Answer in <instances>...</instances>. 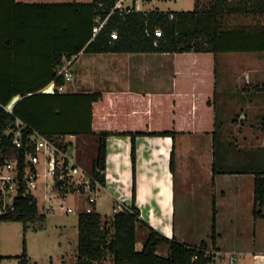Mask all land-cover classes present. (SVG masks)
Returning <instances> with one entry per match:
<instances>
[{"label": "crops", "instance_id": "crops-1", "mask_svg": "<svg viewBox=\"0 0 264 264\" xmlns=\"http://www.w3.org/2000/svg\"><path fill=\"white\" fill-rule=\"evenodd\" d=\"M91 1L15 0L21 3ZM0 46V63H4L8 45ZM14 46L10 60L21 67L13 69L9 78L22 81L18 84L20 91H30L50 76V62L44 54L34 57L30 50L34 44L28 41ZM222 53L226 55L221 58ZM222 53H92L83 48L71 59L64 57V66H68L71 77L66 78L63 89L58 91L102 95L93 103L86 95L78 96L74 106L65 109L66 115L70 113L74 117L71 126L88 125L91 115L94 130L114 132L107 137L106 184H97L90 191L81 186L55 197L61 200L60 206L76 194H79L75 196L79 211L90 204L89 196H94L96 209L104 217L113 216L120 203L131 205L133 141L131 134L123 132L140 133L136 137L135 203L140 208L141 219L183 243L199 246L207 241L208 250L216 253L215 264H231L232 257L236 264H264V217H256L254 213L255 169L264 165V146L254 144L259 142L257 129L264 128V113L260 114L264 112V89L252 87L260 79L264 61L259 54L264 52ZM37 91L47 92L45 86ZM22 98V93H18L9 104L14 107ZM18 124L23 122L19 119ZM51 125L46 123L44 128ZM59 137L71 148L74 164L83 174L92 175L99 136L68 133ZM215 165L225 172L215 174ZM42 193L45 198L49 196ZM102 206H107L110 212H102ZM53 207L51 204L48 210H54ZM214 207L216 244L211 240ZM67 211L74 208L68 206ZM63 230L58 243L64 252L56 255L63 258V264H77L79 231L74 246V235L69 234L67 227ZM27 247L29 263L33 264L30 246ZM1 249L0 236V252L4 256L1 264H4L11 255L3 254Z\"/></svg>", "mask_w": 264, "mask_h": 264}, {"label": "trees", "instance_id": "trees-1", "mask_svg": "<svg viewBox=\"0 0 264 264\" xmlns=\"http://www.w3.org/2000/svg\"><path fill=\"white\" fill-rule=\"evenodd\" d=\"M197 0L192 10H147L127 12L114 9L118 0H93L91 2L68 3H21L15 0H0V44L8 45L4 63H0V160L16 153L24 166V150L12 142V134H5L9 128H18L19 119L26 124L25 134L37 130L57 145L64 144L60 135L97 134L98 154L92 170V188L96 183L106 184L107 137L114 131H96L91 125L71 126L72 114L65 109L74 106L77 97L88 96L91 102L98 101L101 93L38 92L51 81L57 86L66 81L59 71L64 67V57L71 59L83 48L87 52H264V0ZM31 7L23 8L21 7ZM19 7V10L17 9ZM101 18L98 21V18ZM106 20L101 29L95 27ZM163 34L156 36L155 30ZM118 32L113 38L112 32ZM158 43L155 44V41ZM29 42L34 57H46L50 62V76L30 91H20L21 80L9 78L13 69L21 67L12 64L11 57L16 43ZM45 46V48L43 47ZM16 49V48H15ZM1 51V46H0ZM8 77H3V76ZM27 92H33L26 95ZM22 93L23 98L13 107L6 106L12 98ZM92 108V106H91ZM91 111V110H90ZM52 124L44 128L45 124ZM68 124V125H67ZM132 136V158L134 164L133 203L131 211H117L110 221L96 209L85 208L79 214V244L77 264H95L108 257L111 264H215L209 243L202 241L192 246L168 237L141 219L140 208L136 205V137L140 133L123 132ZM171 168L175 169V153L172 152ZM225 172L214 166V173ZM255 216L264 217V165L255 169ZM217 209L214 207L211 240L216 244ZM46 214L41 213L38 201L33 195H20L16 209L0 214L3 221H23L25 234L27 223L38 222L36 229L46 225ZM148 232L142 239V248H137L139 229ZM35 229V228H34ZM21 264H30L26 238ZM164 249L165 254L160 253ZM4 256L0 252V264Z\"/></svg>", "mask_w": 264, "mask_h": 264}, {"label": "built area", "instance_id": "built-area-1", "mask_svg": "<svg viewBox=\"0 0 264 264\" xmlns=\"http://www.w3.org/2000/svg\"><path fill=\"white\" fill-rule=\"evenodd\" d=\"M147 1L151 0H130L129 2L118 0L113 11L115 9L127 12L147 11L144 6ZM100 20L99 17L98 21ZM105 22L106 20L97 25L95 31L98 32ZM155 34L161 36L162 29H156ZM111 35L113 38H117L118 32L115 30ZM157 43L158 40L155 41V44ZM58 74L64 75L67 79L71 77L68 66H64ZM63 87V85L57 86L56 81L53 80L45 86V90L54 93L57 90H62ZM6 108L12 112L13 107L10 104ZM26 127V124H22L16 129L9 128L5 131L7 135L12 134V142L15 147L24 150L25 161L22 167L20 156L16 153L0 160V214L14 211L16 200L20 195H33L37 199L36 192L39 189L43 190L45 195L51 194L54 197H59L73 189H80L81 186L84 190H92V175L83 174L81 168L74 164L69 146H59L37 130L25 134ZM81 176H84L82 180H80ZM97 184L99 183L97 182ZM88 200L90 204L85 209L91 211V202L96 199L94 196H89ZM122 209L132 210L131 205L120 203L115 211ZM212 253L216 256L215 252L212 251ZM230 262L236 264L235 258L232 257Z\"/></svg>", "mask_w": 264, "mask_h": 264}, {"label": "rangeland", "instance_id": "rangeland-1", "mask_svg": "<svg viewBox=\"0 0 264 264\" xmlns=\"http://www.w3.org/2000/svg\"><path fill=\"white\" fill-rule=\"evenodd\" d=\"M197 0H152L145 5L146 9H159V10H192L196 6ZM201 3H206L203 0ZM225 53H222L220 57H225ZM260 60L264 54H259ZM253 89L261 91L264 89V66L260 67V79L257 84H253ZM264 112H261L262 115ZM230 130V129H229ZM236 130L231 129L230 132ZM255 132V131H254ZM257 139L259 142L254 141L255 145L264 146V128L259 127L257 129ZM39 195L38 205L41 213H47L46 226L41 229H36L38 222L27 223L28 231L25 234L24 222L19 220L3 221L0 227V236L2 240V253L11 255L5 258L4 264H21V258L19 255L22 254L24 248V239L27 240V245L30 246L31 261L33 264H63V258L56 254L63 253L64 249L59 245V239L64 235V228L67 227V231L70 235H74V246L78 243V216H79V201L74 196L69 197L65 202L64 206H60V199H53L51 195L46 198L43 196V191H37ZM79 195V194H78ZM77 195V196H78ZM60 197V196H59ZM57 198V197H56ZM51 204L54 206V210H48ZM71 206L74 211L68 212L67 207ZM52 208V207H51ZM100 210L104 213L108 212L107 206L100 207ZM110 212V211H109ZM116 213V211H115ZM112 216H106L105 220L110 221ZM35 228V229H34ZM148 230L146 228L139 229V241L137 248H142V239L146 235ZM71 236V237H72ZM73 240V239H72ZM160 253L165 254V250L161 249ZM55 254V256H51ZM113 259L108 257L102 261H97L95 264H111Z\"/></svg>", "mask_w": 264, "mask_h": 264}, {"label": "water", "instance_id": "water-1", "mask_svg": "<svg viewBox=\"0 0 264 264\" xmlns=\"http://www.w3.org/2000/svg\"><path fill=\"white\" fill-rule=\"evenodd\" d=\"M11 106V105H10Z\"/></svg>", "mask_w": 264, "mask_h": 264}]
</instances>
